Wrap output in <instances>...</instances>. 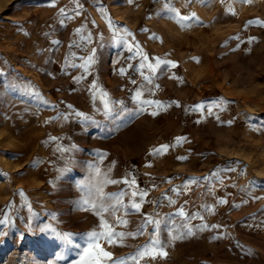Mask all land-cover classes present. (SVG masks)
Returning a JSON list of instances; mask_svg holds the SVG:
<instances>
[{"label":"rangeland","instance_id":"rangeland-1","mask_svg":"<svg viewBox=\"0 0 264 264\" xmlns=\"http://www.w3.org/2000/svg\"><path fill=\"white\" fill-rule=\"evenodd\" d=\"M105 177L124 206L147 193L115 231L183 237L139 264H264V0H0V264H78ZM152 230L99 243L127 257Z\"/></svg>","mask_w":264,"mask_h":264},{"label":"snow or ice","instance_id":"snow-or-ice-1","mask_svg":"<svg viewBox=\"0 0 264 264\" xmlns=\"http://www.w3.org/2000/svg\"><path fill=\"white\" fill-rule=\"evenodd\" d=\"M54 2V0H53ZM131 2V0H129ZM243 2L247 3L250 2V0H243ZM167 7V5H166ZM169 11L175 12V9H168ZM101 12L104 10L101 8ZM61 13H64V10L61 9ZM76 15H79V12H76ZM177 16H179V13H176ZM195 14H193L194 16ZM181 20H188L190 17L183 16L180 17ZM248 23H253V21H249ZM256 23H259L256 21ZM109 25L112 26L111 21H109ZM77 31H80L79 29ZM129 35H131L129 33ZM144 59L147 60L148 57L145 55ZM94 62V56L88 57L87 63L91 64ZM161 63H170L173 67H175V64L170 61H160L158 58L156 60V65H153L151 63H148L146 67L152 72H156V68L159 67ZM141 68H144L145 65L141 64ZM123 72V69L121 70ZM146 80H148V83H151V80L148 77H145ZM93 89L98 88V85L95 83L93 84ZM36 95H39L36 93ZM142 96L141 91H137L133 99L140 100ZM108 94L107 92H102L101 99L104 102V110L105 114L111 112V108L109 106L108 102ZM142 103L146 104H152L155 103L157 106H159V101H142ZM69 108H71V105H69ZM153 115H156L157 113L153 112ZM75 115L82 117L83 119H89L88 117H85L83 113H75ZM56 139V138H52ZM184 138H177V143L182 141ZM167 145L162 146L163 149H167ZM159 151V150H157ZM179 159H185V157H180ZM120 181L116 180H109L105 177V179L100 180L97 179L96 183L91 185L88 191V195L86 198H83L82 203L85 206L91 205L93 209L96 210V215L100 217V227L103 229V231L97 232L92 231L87 234L88 237V243L87 246L84 248L80 261L78 264H139L140 260L151 257L152 259H156L157 256L160 257H166L167 252L164 250L165 245L160 239V232L161 231H167L170 235V240H176L183 238L180 235H173V228L171 225V221H164L163 223L159 219H152L150 217H146L145 220L138 225L137 230L135 233H125V232H117L114 229V226L112 223L108 221V219L105 218L103 215L104 213H111L115 217V221L117 224L126 226L128 224L127 220L121 219L120 217H116L115 213L119 211L120 207H126V211L128 214H130L132 211L139 213L141 209V205L144 202L143 197L147 195L146 192H137L132 191L131 197L133 198L130 206H124L122 205V198L126 195L124 191H121L119 194H110L104 192V186L106 184H115L119 183ZM124 183H129L127 179L123 181ZM132 184H135V180L133 179L131 181ZM140 196V200L137 202L134 198L137 196ZM115 201V203H113ZM177 215L184 216L183 209H180ZM202 219V218H201ZM5 223L4 220H0V224ZM153 226V230L151 233H149V241L147 244L138 247L137 251L134 254H131L127 257L122 258H114L113 253L106 251L102 245L99 243V240L104 239L107 241L109 245H112L117 242H121L128 236H132L135 238L138 235H143L144 230L149 226ZM204 227H208L205 225ZM217 227V226H212ZM188 235H191V229L188 230ZM72 235L71 233H57V237L61 239L65 244H72ZM77 247H79L77 245ZM87 257V259H85ZM63 257L58 256L57 259H62Z\"/></svg>","mask_w":264,"mask_h":264},{"label":"bare ground","instance_id":"bare-ground-1","mask_svg":"<svg viewBox=\"0 0 264 264\" xmlns=\"http://www.w3.org/2000/svg\"><path fill=\"white\" fill-rule=\"evenodd\" d=\"M20 263V262H19Z\"/></svg>","mask_w":264,"mask_h":264}]
</instances>
